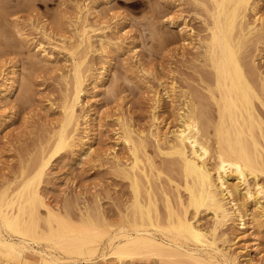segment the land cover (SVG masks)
I'll list each match as a JSON object with an SVG mask.
<instances>
[{
	"label": "bare ground",
	"instance_id": "obj_1",
	"mask_svg": "<svg viewBox=\"0 0 264 264\" xmlns=\"http://www.w3.org/2000/svg\"><path fill=\"white\" fill-rule=\"evenodd\" d=\"M100 1L107 2L87 0L78 7L84 18L79 17L74 51H83L73 56L51 142L40 147L35 160L20 168L17 176L1 184L0 260L6 264H36L34 258L37 264H97L98 260L122 264L130 259H138L139 264H152L151 259L157 264H260L255 254L262 245L256 230L264 232V183L260 182L264 73L248 48L264 37L257 5L261 0H194L204 14L206 34L201 37L190 31L188 45L201 50L205 70L198 83L204 92L195 97L171 85L172 130L162 131L154 123L146 133L136 132L121 121L120 138L128 159L114 155L112 163L129 182L132 201L124 213H118V225L106 222L99 208L94 217L90 215L94 211L85 210L81 221L73 222L48 200L41 184L56 158L65 153L89 158L95 153L90 139L80 133L78 110L91 71L84 68L93 47L88 16L97 12L93 4ZM41 53V59L48 61V54ZM10 69L0 84L4 99L17 82L16 67ZM103 78L101 73L97 80ZM153 100L154 109L160 108L161 98L155 95ZM150 144L155 155L166 157L161 164L148 153ZM203 212L211 215L207 226L200 222ZM228 230L247 236L250 245L243 255L231 249Z\"/></svg>",
	"mask_w": 264,
	"mask_h": 264
},
{
	"label": "rangeland",
	"instance_id": "obj_2",
	"mask_svg": "<svg viewBox=\"0 0 264 264\" xmlns=\"http://www.w3.org/2000/svg\"><path fill=\"white\" fill-rule=\"evenodd\" d=\"M86 2L0 0V84L12 66L18 71L9 98L0 94V187L35 160L40 147L51 142L58 129L72 59L83 51L74 48L79 17L84 18L78 7ZM257 3L264 19V0ZM93 7L97 12L88 16L93 47L84 66L91 71L78 111L80 133L90 139L95 153L89 158L71 153L56 158L41 188L51 204L73 222H80L85 210L94 211L90 214L94 217L99 208L106 222L118 225V213H124L132 201L129 182L112 163L114 155L128 159L120 138L121 121L136 132L146 133L154 123L162 131L171 129V85L195 97L204 92L198 83V75L205 70L201 50L188 45L190 31L205 36L204 14L194 0H107ZM248 49L264 73V37ZM42 51L48 61L41 59ZM101 73L104 78L98 81ZM155 95L162 100L158 109H154ZM148 153L157 164L166 159L155 155L152 144ZM200 217L202 225L211 223L210 214L203 212ZM231 231H227L231 249L243 255L250 245L248 238ZM256 235L262 245L255 257L264 264V232L256 230ZM151 260L152 264L157 261ZM33 261L37 264L36 258ZM139 263L138 259L122 262ZM0 264L6 263L0 260Z\"/></svg>",
	"mask_w": 264,
	"mask_h": 264
}]
</instances>
